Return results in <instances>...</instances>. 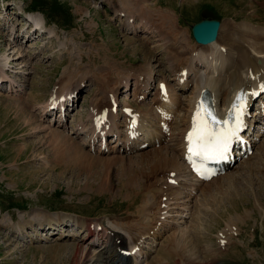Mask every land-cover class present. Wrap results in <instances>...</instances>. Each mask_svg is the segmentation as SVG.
Wrapping results in <instances>:
<instances>
[{
    "label": "rangeland",
    "instance_id": "obj_1",
    "mask_svg": "<svg viewBox=\"0 0 264 264\" xmlns=\"http://www.w3.org/2000/svg\"><path fill=\"white\" fill-rule=\"evenodd\" d=\"M122 4V0H0V55L9 56V74L14 83L26 86L21 95H28L27 103L32 105L26 107L24 99L18 98L20 91H10L8 82L0 85V264H112L102 252L94 262L97 247L105 244L99 240L94 247L95 231L102 227L125 241L121 254L131 259L126 264H264V183L258 179L262 177L264 182V132L254 131L252 154L235 161L225 173L238 177L233 178L232 188L228 187L230 193L222 190L214 201L209 193L201 192L205 185L195 182L185 166L174 176V172L165 174L168 167H146L151 162L147 155L157 145L116 155L95 153L81 144L91 157L81 164L73 149L67 151L59 142H49V130H37L40 122L54 119L51 113L45 121L40 117L43 112L38 102H45L56 88L64 93L77 81L83 80L67 111L65 127L55 124L51 129L80 143L87 142V132L76 131L77 123H89L91 102L102 95L100 90L109 102L117 99V124L122 132L123 106L147 116L144 112L161 76H169L166 79L174 85V75L167 70L168 53L156 40V33L135 35L121 27L122 18L112 14V7ZM135 7V16L158 26L171 42L185 47L188 41L189 50L197 45L190 26L205 16L220 19L225 32H234V27L239 32L243 25L264 27V0H137ZM140 7H146V13ZM37 13L44 15L39 16L52 34L30 33V14L37 17ZM8 28L16 31L19 49H23L20 56L13 54ZM247 40L251 39L239 41L247 45ZM196 47L184 54L186 63L199 49ZM194 65L190 80L208 72L205 64ZM132 73L151 75V94L142 103L131 96L132 85L129 91L121 86L124 77ZM190 86L179 92L184 102L195 90ZM154 112L146 119L157 125L159 117ZM176 115L169 130L172 141L159 144L163 153L179 142L180 118L185 113L180 110ZM255 126H260L259 118ZM58 139L64 142L63 137ZM110 141L112 138L108 142L114 144ZM141 157L145 162L137 166ZM222 179L210 186L218 189L222 184L219 188L224 189L228 182ZM235 186L239 187L234 191ZM256 189H260L258 195ZM178 191L179 198L175 196ZM143 212L148 219L142 217ZM87 224L92 235L86 231ZM172 234L177 238L183 235L182 245L177 244L175 250L168 249Z\"/></svg>",
    "mask_w": 264,
    "mask_h": 264
},
{
    "label": "bare ground",
    "instance_id": "obj_2",
    "mask_svg": "<svg viewBox=\"0 0 264 264\" xmlns=\"http://www.w3.org/2000/svg\"><path fill=\"white\" fill-rule=\"evenodd\" d=\"M136 1L137 0H122V2H123L122 7H118V8L112 7V12H113L112 14H114V17L118 16V17L122 18L123 21H122L121 25L125 29L126 28L129 29L133 33L135 32L137 34V32H145V33L150 34L152 36H153L154 32L156 33V36H158V38L156 40H160V43H162V45L165 48V53H168V56L166 54L167 70L170 72V74L174 75L173 81H174V84L176 85V88H174V85L172 86L171 82L168 81V79H166L169 76H161L162 81L160 78L157 82L156 90L152 94V98H151L150 103L148 105L149 109L144 112L148 116L149 114L154 115L153 110L157 111V117H158V115L160 116V131H158V133L155 131L156 129L155 130H151V129L148 130L147 128H144V127L153 126V124L150 122H149V124L146 123L147 122V119H146L147 116L146 115L142 114L145 116V118H144L142 115H137L134 113H132L131 116H127L126 114H122L123 119L125 120V131L123 133H120V131L118 130V124H117L118 114L114 113L112 111V106L116 105V104H115V102H109L107 100V96H105L103 94L104 91L100 90L99 95L102 94L103 96L100 95L98 97V99H95L93 102H91V110L89 111V115H92V114L94 115L92 117V122H94V123H93V125L90 126L88 135H90L91 140L94 141L95 139H97V137H100V140H102L104 138L105 134L115 132V134L117 135L116 140L118 141V145L108 149V152H112L113 154H116V155L127 154L135 148V145H138L140 147V145L142 143H147L146 145H151V144H155L156 142H158V143L167 142L166 138H168V137H169V140L172 139L171 134L168 135V133H167V127H169V125L172 123L171 120H172V117L175 115V113L176 112L180 113V110H183L185 113V116H184V118H180V122L182 124V127L180 128L179 134H178L179 142L177 144L172 143L173 147L172 148L170 147V150L168 152L164 151V153L161 152L162 147L154 148L153 150L150 151V154L148 153L149 155H147V157H149L147 159L151 162H148V164H145L146 167L149 166L150 164H152V166L155 167L154 169H156L157 167L162 168V169L166 168V167L170 168L169 170L165 171V174L170 173V172L177 173V171L180 170V167L182 165L184 166V164H185L184 160H186L185 159L186 134H187L188 130L191 128V125L193 122L194 112L197 108V99H198V96L201 94V91L203 89H205V87L211 88L214 91V97H216V99H214V97H212L211 94L209 93V95L212 98V106H213L214 110H215V107H221L222 113L219 114V116L222 118V120L228 119L229 121H231L232 113L234 112L235 116H237L238 112H239L237 109H234L233 112L230 113L233 106H234V103L237 101V97L240 96L241 97L240 101H242V102H246V103L249 102L250 99L252 98L251 91L258 88V85L260 83H262V81H264V36L260 35V34L264 33V28L251 26V25H243L242 30H240L238 32L236 30V28L234 27L233 28L234 32L237 34V35H235L233 31L232 32H225V29H223V25H221L220 26L221 29H219L220 33H218L217 39L215 41H213L207 45H194V46L191 45L192 49L195 48L196 46L197 47L199 46V49L198 50L196 49L197 51L194 53V57L198 62L206 65V67L208 68V74H203V73L196 74L195 79L194 80L192 79L194 85H191L193 87V89H195L193 92V95L191 96V98L188 101L184 102L183 100H181L180 94L178 91L183 90L190 83V81L188 80L189 72L191 69H193V67L190 64L194 63L193 62L194 58L191 56L189 60H192V62L186 63V61L188 59L184 57V54L186 52L192 50V49L189 50V48H188L189 42L188 41L186 42L185 47L183 44L178 45L179 43H177L175 40L173 42H171L170 40H168V38H165L166 36L167 37H169V36L166 35L158 26H157L158 27L157 28L156 26L151 24L149 21L145 20L144 17L140 18L141 15L135 16L134 12L136 11V7H135ZM139 10H142L144 13H146V7L145 8L140 7ZM160 10L158 9V11H160ZM77 11H80V9L78 8ZM87 12H88V10L85 9V13H87ZM161 13H158V14L165 17L166 14L164 12H161ZM147 14L150 15L149 12ZM167 16H168V13H167L166 17ZM30 18H31V22L34 26L30 33L35 32L37 30L36 28L41 29L43 27L44 19H41L39 15H37V17H36V15L33 14L30 16ZM147 18H149V17L147 16ZM38 31H40V30H38ZM7 33H8L7 35L9 36V38L10 37L12 38V47L11 48L14 52L13 54L18 55L21 52L20 50H23V49H19L20 44L17 43V40L15 38L16 31L14 30V28H9L7 30ZM30 33L27 35L28 37L31 36ZM46 33L52 34L51 28L49 30H47ZM161 33H163V35ZM222 35H224V36H222ZM174 37H175V39L180 41L179 36L176 32H174ZM246 37L248 39H251L250 41H248V40L246 41L247 45H245L239 41V40L245 39ZM62 44H64V43L61 42L58 45H61V47H63V49H64L66 47V45L65 44L62 45ZM228 51H229V53H228ZM18 56H20V54ZM18 56H17V58H19ZM169 56H171L172 58ZM13 58H14V56L11 58V60H13ZM17 58H15V59H17ZM8 63H9V56L2 53L0 55V85L5 83V82H8L10 91H14V92L20 91V95H18V98L20 99V101H21V99H24V102H26V107H27L30 105V104L28 105V103H27V102H29V100H28L29 96L27 95L26 98H22V95H21L22 90L24 91L26 89V86L23 83L17 84V83L13 82L15 80L9 74V69H7ZM185 63H186V67H184ZM65 70H67V69H65ZM65 70H63L64 74L68 75L69 73L65 72ZM22 73H24V72H22ZM214 75H216V76H214ZM145 76L146 75H140L137 73H132L131 75H126L124 77L122 87H125L126 89L124 91H126V90H129L130 86L134 84L132 86L133 88L131 89V96L134 97V100L136 102L137 101H139L141 103L144 102L145 98H147V96L150 94L151 85H149V84L151 83V78H150L151 75L149 76V74H148L146 76V78H144ZM130 78H133L132 84L129 83ZM91 79H93V78H91ZM82 82H83V80L77 81V83H74L69 88V90L64 92V94L67 96V95H70L71 93L72 94L75 93L76 89L80 87V85H81L80 83H82ZM161 84H163L165 87L164 93H161V90H160ZM191 86H190V88H191ZM57 89L58 88L54 89L52 92L54 94H56ZM248 91H250V92H248ZM57 97H59V95H56V98ZM260 98H262V97H260ZM38 103L41 104V109L43 112L40 114V117L45 121V117L47 116L46 113L53 111V110L49 109L50 108L49 107L50 102L46 103V101H45V102H38ZM23 105H24V103H23ZM23 105H20L22 110H24L23 108H25ZM30 107H32V105L29 106V109H30ZM135 108H136V106H135ZM137 108H139V107H137ZM140 113H142V112L140 111ZM241 115H243V112ZM255 115H263V114H261V110L257 109ZM176 116H177V118H179L180 115H176ZM133 117H136L135 118L136 121L134 123L131 122V119ZM28 118H30V117H28ZM242 118L244 121L246 120V123L251 121V119L249 120V118L246 119L245 115ZM255 118L256 117H253V119H255ZM158 119L159 118H157V120ZM174 120H175V118H174ZM26 121L28 122L29 120H26ZM64 121H65V118L59 117L56 121L54 119L53 123L51 120L48 122L47 121L46 122H40V124L37 125V127H38L37 130H39V131L45 130V132H46V130H49L47 133V135L50 136V138L48 139L49 142L50 141L57 142V143L59 142L58 144H62L63 147L65 148V150H67V151H70L71 149H73L76 152L77 157L79 159H82V161H80V163L83 162V160H84V162H85V160L87 161V157L89 159L91 157L88 156L89 151H87V152L82 151V149H83L82 148V145H83L82 142L80 143L79 141H75V140H73L67 136H62L60 133H58L57 129H56L57 131L51 129V126L55 125V123L58 127H64L65 126ZM33 122L35 123L36 121H33ZM34 123H32V124L34 125ZM77 126H78V129L85 131L86 122H82L81 120H79L77 123ZM225 126L226 125H222L220 128L223 129ZM139 131H143V132L145 131L144 135H146V137L143 135V136H141V139H138V135H139L138 132ZM59 136L63 137L64 142L59 141V139H58ZM133 137L135 138V140L130 141V143L127 144L130 139H134ZM170 141H172V140H170ZM101 144L102 143H100L98 145V149L96 150L95 153H104V152H100V151H105L104 148L101 150V147H100ZM69 145H73V147H70ZM174 145H176V146H174ZM88 147H91V146L88 144ZM74 148H76V150ZM151 152H154V153H151ZM143 158H142V160L140 159L138 162H136L137 166L142 164L143 162H145V160L143 161ZM150 158H151V160H150ZM93 159H94V157H93ZM187 172H189V171H187ZM225 173H227V172H225ZM225 173H224V175H222L220 177L211 178L208 181H202L201 183L203 184V186L204 185L205 186L202 188H200L201 186L199 187L201 189V192L202 191L206 192L205 194L209 193V196L214 201L217 200L216 196L222 190H224L225 194H229L230 191H228V187L232 188L233 184H231V183L234 180L233 178H238V177L237 176L236 177L230 176V175L225 174ZM221 178L226 179L227 180V181H225L226 183L228 182V186H225L224 184H226V183L224 182V184H223L224 185L223 187H225L224 189L219 188V187H222L221 183H223V182H219L221 184V186L218 185V189L212 188L210 186L212 183L216 182L217 180L221 181ZM246 178H247V176H246ZM258 179H259L260 183H264V182H262V177H259ZM251 181L252 180H249V182L247 181L244 184L248 185ZM195 182H197V181H195ZM234 185H235V183H234ZM260 186H262V185H260ZM260 186L258 185V187H260ZM263 186H264V184H263ZM236 187H239V186H235L233 189L234 191H235ZM200 189H197V190H200ZM224 192H222V193H224ZM166 193H167V191H166ZM222 193H221L220 197L223 196ZM259 193H260V189H258V190L256 189L254 192L255 195H258ZM172 194H173V190H172ZM176 194H179V191L177 193L175 192V196L178 197V195H176ZM185 194H186V192H185ZM190 195L191 194H189V196ZM197 195H199V194H197ZM182 196H183V194H182ZM176 197H175V199H176ZM190 197H192V196H190ZM194 197H196V196H194ZM187 205H188L187 208H189V204H187ZM147 215L148 214L145 212L142 213V217L144 216V218H147L148 217ZM247 216H249V214ZM59 217H61L62 221H64L63 215H61ZM52 219H55V218H52ZM57 222H58V220H57ZM86 231L88 232V234H91V235L93 234L91 227H90V224L86 225ZM95 232L97 235V241H96V243H94V247L97 246L95 244H97V242H99V240H104L105 244L103 245V248L97 247L98 249L96 251H98V252L96 253V257L94 259V262L96 260H98L101 252H102V255L106 254V253L108 254V256H107L108 260L111 258L110 262L112 264H119V263H123V262H124V264H126L127 261H131L130 258H126V257H124L125 255L124 256L121 255V252H122L124 245H125V241H123V239H121V237H119L115 233H112L110 235L109 233H111V231H109L107 228H103V227L100 228L98 232L97 231H95ZM152 234H153V232H152ZM103 236H104V238H103ZM182 239H183V235L178 237V238L173 235V237L170 238L168 241V245H169L168 249L173 248L175 250V248L178 246L177 244L182 245V243H183ZM174 243H176V244L172 246V244H174ZM139 245H141V244H139ZM100 250H102V251H100ZM138 250H139V248H138Z\"/></svg>",
    "mask_w": 264,
    "mask_h": 264
},
{
    "label": "snow or ice",
    "instance_id": "obj_3",
    "mask_svg": "<svg viewBox=\"0 0 264 264\" xmlns=\"http://www.w3.org/2000/svg\"><path fill=\"white\" fill-rule=\"evenodd\" d=\"M163 89V85H161ZM237 100H241L238 96ZM237 105H234V108ZM242 114V112H241ZM197 117H200L199 121ZM229 126L223 131H217V125ZM243 126L242 120H237L235 113H232V119L219 120L214 114V111L209 108L203 109L201 116V105H198L197 111L193 116V128L189 132L187 139L189 141L188 152L192 157L202 159L223 158L229 151V145L232 138H238V132Z\"/></svg>",
    "mask_w": 264,
    "mask_h": 264
},
{
    "label": "water",
    "instance_id": "obj_4",
    "mask_svg": "<svg viewBox=\"0 0 264 264\" xmlns=\"http://www.w3.org/2000/svg\"><path fill=\"white\" fill-rule=\"evenodd\" d=\"M218 28L219 21L217 19L205 17L191 25V34L196 42L208 44L216 38Z\"/></svg>",
    "mask_w": 264,
    "mask_h": 264
}]
</instances>
